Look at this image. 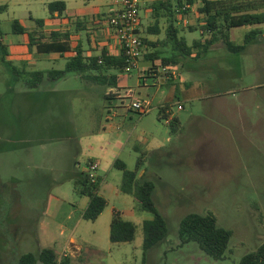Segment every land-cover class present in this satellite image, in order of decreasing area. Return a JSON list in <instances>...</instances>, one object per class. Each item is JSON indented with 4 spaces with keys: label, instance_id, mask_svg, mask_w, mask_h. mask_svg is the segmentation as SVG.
<instances>
[{
    "label": "rangeland",
    "instance_id": "1",
    "mask_svg": "<svg viewBox=\"0 0 264 264\" xmlns=\"http://www.w3.org/2000/svg\"><path fill=\"white\" fill-rule=\"evenodd\" d=\"M40 1L0 0L5 42L21 40L12 33L13 20L30 28L24 21L28 11L45 18ZM4 5L7 10L1 9ZM201 23L192 26L199 29ZM185 33L190 42L201 38L199 31ZM65 64L63 58L43 59L23 72L13 62L18 73L0 60V264H19L25 254L38 255L43 249L55 251L59 260L70 258L72 264H238L264 243L263 106L223 111L215 99L188 101L176 94L169 108L154 103L142 114L131 108L139 100L135 92L125 99L105 97L104 89L89 90L80 77L28 85V72L63 70ZM145 72L157 71L150 67ZM163 76L168 81L172 75ZM246 78L247 84L256 82ZM170 117H177L178 133L171 132ZM101 138L113 149L122 145L114 160L123 161L129 171L136 169V149L148 153L139 176L145 172V179L155 184L153 199L167 221L168 236L147 252L143 223L153 215L119 191L121 170L103 162L94 182L99 174L104 178L107 206L95 221L81 216L84 197L75 181L88 168L81 156L104 155L95 149ZM57 201L63 204L59 211ZM114 211L134 224L133 241L111 243ZM190 213H212L220 227L232 231L223 260L215 261L195 242L181 245L180 221ZM71 239L82 247L73 257L68 255Z\"/></svg>",
    "mask_w": 264,
    "mask_h": 264
},
{
    "label": "crops",
    "instance_id": "2",
    "mask_svg": "<svg viewBox=\"0 0 264 264\" xmlns=\"http://www.w3.org/2000/svg\"><path fill=\"white\" fill-rule=\"evenodd\" d=\"M57 1L64 2L66 9L62 14L58 12L51 14L48 10V5ZM121 1L122 0H41L40 4L47 11L45 18L36 17L31 11H28V15L25 17L27 19L24 21L30 23V28L26 27L22 21L18 20L25 28L23 34H16L21 36V40L13 41L11 39L7 41L6 39L7 42L2 40V44L7 47L6 62L9 64L13 62L20 63L24 69L22 71L25 72L26 68L35 66L43 59L58 61L63 58L66 60V67L68 60L74 56L78 47H81L84 51L86 58L99 56L103 52H107L114 57L120 56L122 52L121 46L108 26V19L122 8ZM156 1L159 0H140L141 26L139 33L140 36L147 41L146 53L158 51L163 57H171L172 52L170 46H163V44L159 43L157 48H153L149 45L161 42L166 38L167 25L164 18L159 19L160 34H150L148 30L149 27L155 24L152 4ZM201 7L202 5L198 3V0L191 5L187 16L190 24L189 26H192V23L201 22L204 18V14L200 13ZM1 9L7 10V6L4 5ZM181 18L185 19V17H178L179 22L176 26L181 29L180 37L186 40L188 46L195 47L193 48L192 57L184 58L177 56L175 64H171L168 67H163L160 61L152 63L144 58L139 61L138 67L131 73L125 72L124 74H119L117 71L109 69L102 74L109 78L113 75L119 76L114 87L111 85L97 84L75 73L69 75L80 77L79 79L85 82L89 90H98L102 93V89H104L103 94L105 97L125 99L135 92L139 100H147L151 103V106L156 103L161 109L164 107L169 108L174 104L175 95L181 94L182 97L187 98L188 101H212L215 99L217 100L218 110L232 111L235 108L238 112H242L248 111L254 104L255 107L260 106L258 108L261 110L262 106L264 107V23L240 26L229 30V40L236 46L244 47L239 53H231L226 48L224 37L221 35L214 41L210 49L200 54L199 48H202L205 43L213 39V34L196 30L200 32L201 38L193 39L190 42L185 32L194 31H190L189 27H185ZM16 20L17 19L12 21V25ZM37 20H42L43 24L40 25ZM250 32H255L256 35L246 44L244 40L246 35ZM54 42L61 43L68 47V50L50 53L39 52V45H47ZM150 67H153L157 72L153 74L149 72L142 73L143 69ZM52 70L57 69L48 71ZM38 71L46 72L47 70H34L28 72V75ZM165 72L172 75L168 81L165 80L163 76ZM69 75L55 81L46 77L40 85L45 82L57 83L66 80ZM86 75L95 76L98 75V73L94 71L88 72ZM248 75L255 78L256 82L251 84L245 83L247 80L246 76ZM97 86L102 88H98ZM227 95H231L234 99L226 98ZM167 113L169 114V110ZM165 116L168 115L166 114ZM170 120H172V117H170L168 121ZM262 121H264V118ZM244 122L243 120L241 121V123ZM94 143L96 146L95 149L99 152H105V154L98 153V155L93 157L88 155L81 156V158L86 160V165H88L89 162L97 163L99 172L103 162L106 165L113 166L114 162L117 160H114L115 156H117L116 150L117 148L121 149L122 145L117 144L115 145V149H113L110 144L104 143L102 138ZM106 144L108 145L107 148ZM104 149L106 151H104ZM95 154L97 153L95 152ZM72 160H74V158L70 155V163H72ZM76 164H78V161H76ZM86 171L87 168L85 167L81 169V173ZM75 173L76 172H74V174ZM144 173L145 172H143L142 175ZM99 180L101 182L99 194L105 198L107 190L105 186H103L104 178L100 174ZM81 196L84 197L82 200L84 212L89 203V197L85 195ZM51 203L53 202L51 201ZM56 204V211H59L63 204H61L60 201H57ZM131 213H133V211ZM69 244L71 248V252L68 254L69 257H73V254L82 252V247L75 243V240L71 239Z\"/></svg>",
    "mask_w": 264,
    "mask_h": 264
},
{
    "label": "trees",
    "instance_id": "3",
    "mask_svg": "<svg viewBox=\"0 0 264 264\" xmlns=\"http://www.w3.org/2000/svg\"><path fill=\"white\" fill-rule=\"evenodd\" d=\"M195 1L196 0H186L190 6ZM200 4L202 5L200 13L204 14V18L201 20L202 23L199 26V29L196 28L198 26H189L190 24L185 25V27H189L190 31L201 30L204 33L213 34V39L205 43L202 48H199L200 54H203L210 49L214 41L221 35L224 37L226 48L231 53H239L244 47L236 46L229 40V30L235 27L264 23V0H204ZM183 5V0H159L152 4L155 24L148 28L149 33L160 34V18H164L167 27L165 40L149 45L153 48H157L159 43L163 44V46H170L172 56L163 57L160 52L154 51L143 56L147 61L152 63L160 61L163 67H168L171 64H175L177 56L184 58L192 57L193 48L195 47L188 46L186 40L183 37H180L181 29L176 26L179 22L178 17L180 14H189L190 10L179 13ZM65 9L66 5L61 1L52 2L48 5V10L51 14L54 12L62 14ZM37 22L40 25L43 24L42 20H37ZM12 27V31L15 34H23L25 32V28L18 20L13 22ZM2 35L3 33L0 30V60L6 62L5 57L7 55V47L1 44V40H3ZM254 35H256L255 32L248 33L245 37L244 43H249ZM143 41L147 44L146 39H143ZM38 50L39 52L45 53L57 51L64 52L68 50V47L61 43L54 42L47 45H39ZM9 66H11V64H9ZM126 67L127 62L123 51L118 57L103 52L99 56L86 58L84 51L81 47H78L74 56L68 60L65 69L33 72L30 74L32 79L28 82V85L30 88H37L46 77L55 81L63 79L69 74L75 73L82 78L97 84L111 85L114 87L119 76L113 75L109 78L103 76L102 73L109 69H113L119 74H124ZM12 70L18 72L14 67H12ZM94 71L97 72L98 75H86L88 72ZM168 124L172 133H178L181 131V125L177 117L170 120ZM136 151L139 153V157L134 171L127 170L125 163L120 159H117L113 166L123 172L120 191L124 194L131 195L140 209L153 215L152 219L146 220L143 223L144 249L147 252L166 240L168 236V227L166 219L158 211L153 199L155 190L154 182L145 179V174L139 176V173L144 169L147 162L148 153L143 152L140 149H136ZM75 184L76 191L80 195L89 197V203L82 215L83 219L89 221L97 220L107 206L106 199L99 194L101 185L100 180L98 182H93L87 172H82L77 175ZM134 237V224L131 221L122 219L120 214L114 211L110 228L111 243L119 244L130 242L133 241ZM179 237L181 245L195 242L206 255L215 261H220L224 259L225 254L228 251L232 231L220 227L217 223L216 217L212 213H190L180 221ZM38 263L72 264L70 258L59 260L57 254L52 249H43L38 255L28 253L22 256L19 260V264ZM238 264H264V243L257 250L245 255Z\"/></svg>",
    "mask_w": 264,
    "mask_h": 264
},
{
    "label": "built area",
    "instance_id": "4",
    "mask_svg": "<svg viewBox=\"0 0 264 264\" xmlns=\"http://www.w3.org/2000/svg\"><path fill=\"white\" fill-rule=\"evenodd\" d=\"M203 1L204 0H198V3ZM121 4L122 8L108 19V26L119 42L121 50L126 57L127 67L125 72L131 73L138 67L139 60L146 49L145 43L139 33L141 26L140 0H122ZM190 8V4L184 1V5L179 13L187 12ZM187 16L186 14L179 15V17H185V19L181 18L184 25L189 24ZM131 108L139 113L147 114L151 110V103L147 100H134L131 104ZM178 109L181 110L182 107L179 106ZM87 169L90 179L94 182L97 175L98 164L91 162Z\"/></svg>",
    "mask_w": 264,
    "mask_h": 264
}]
</instances>
